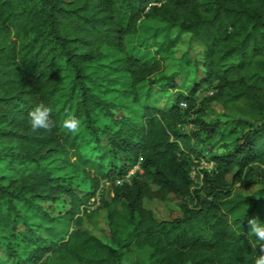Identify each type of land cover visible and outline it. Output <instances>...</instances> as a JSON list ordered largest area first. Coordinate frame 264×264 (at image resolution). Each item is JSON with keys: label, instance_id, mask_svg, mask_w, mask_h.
Segmentation results:
<instances>
[{"label": "trees", "instance_id": "obj_1", "mask_svg": "<svg viewBox=\"0 0 264 264\" xmlns=\"http://www.w3.org/2000/svg\"><path fill=\"white\" fill-rule=\"evenodd\" d=\"M146 16L205 47L204 76L166 109L147 88L160 63L125 46ZM203 88L212 92L206 101L253 124L232 153L212 158L194 206L157 220L145 199L191 195L195 152L178 127L202 112L203 102L194 109ZM41 103L54 126L33 131L28 114ZM68 116L80 120L78 133L61 126ZM198 121L216 133L217 123ZM0 142L9 145L0 151V229L12 231L19 219L27 228L20 237L14 230L13 241L0 235L9 264H39L49 253L70 264H254L260 249L249 220L264 222V188L255 196L231 188L264 164V0H0ZM101 181L113 193L104 203L110 244L84 230L79 215ZM63 194L71 229L38 242L21 205L43 219L36 202Z\"/></svg>", "mask_w": 264, "mask_h": 264}, {"label": "rangeland", "instance_id": "obj_2", "mask_svg": "<svg viewBox=\"0 0 264 264\" xmlns=\"http://www.w3.org/2000/svg\"><path fill=\"white\" fill-rule=\"evenodd\" d=\"M125 46L130 55L142 61L157 60L160 63L159 71L150 77L147 85L151 97L159 108L166 109L173 105L180 93L189 94L204 76V45L190 33L182 32L177 26L168 24L160 17H142L137 24L136 33L125 38ZM211 93V90L206 88L198 91L195 96L196 107L194 110L200 108V103L203 102L202 112L198 114L191 113L185 122L178 127L182 133L191 136L195 152L193 157L194 166L191 170L193 180L191 195L185 198L169 195L164 200L145 199L143 202L144 207L152 211L157 220L179 217L182 215L183 206H194L196 192L203 184V172L212 170V158L232 153L241 136L253 124L251 120L243 117L236 108L226 110L218 101H206ZM109 109L119 119L127 116L118 109L112 107H109ZM198 120L208 124L217 123L216 133L210 134L207 130H201ZM7 146L9 145L0 142V151L6 150ZM137 170H139V167H134L129 172L127 179L130 180ZM262 170H264V164L250 166L247 170L248 174L232 186V192L244 196L257 195L258 191L264 188V185L261 184L263 180ZM2 173L4 174V170ZM151 188L157 189L152 184ZM76 193L79 197L85 194L81 191ZM199 194L202 195V192ZM112 196L113 193L108 182L101 181L99 189L87 204L81 206L79 214L83 217L82 228L107 244L111 243V236L104 203L110 201ZM36 203L46 213V217L43 219L35 217L31 208L24 209L23 205L20 208L26 214L31 229L40 237L36 238L38 242H41V240L44 242L53 241L56 235L71 229L72 221L65 216L71 208L69 195L63 194L58 198ZM14 230L19 237L27 232L22 219L13 224L12 231H2L0 229V235L5 237L4 242L14 240ZM9 262V253L0 249V264H9ZM39 264L70 263L59 259L55 253H49Z\"/></svg>", "mask_w": 264, "mask_h": 264}, {"label": "clouds", "instance_id": "obj_3", "mask_svg": "<svg viewBox=\"0 0 264 264\" xmlns=\"http://www.w3.org/2000/svg\"><path fill=\"white\" fill-rule=\"evenodd\" d=\"M51 116L52 109L44 103L39 104L28 114L31 129L33 131L40 129L50 130L54 126ZM61 126L70 133H78L81 122L76 117L68 116L63 120ZM249 225L250 231L256 240V247L259 246L260 249L254 264H264V222H261L258 218H252L249 220Z\"/></svg>", "mask_w": 264, "mask_h": 264}, {"label": "built area", "instance_id": "obj_4", "mask_svg": "<svg viewBox=\"0 0 264 264\" xmlns=\"http://www.w3.org/2000/svg\"><path fill=\"white\" fill-rule=\"evenodd\" d=\"M181 107H186V104L185 103H181ZM211 164H213V162L211 163ZM213 168V167H212ZM126 178H128V176L126 177ZM128 180V179H127ZM117 183L118 184H120L121 182L120 181H117ZM97 197V196H96ZM93 201H94V199H92Z\"/></svg>", "mask_w": 264, "mask_h": 264}, {"label": "crops", "instance_id": "obj_5", "mask_svg": "<svg viewBox=\"0 0 264 264\" xmlns=\"http://www.w3.org/2000/svg\"><path fill=\"white\" fill-rule=\"evenodd\" d=\"M170 107V106H169Z\"/></svg>", "mask_w": 264, "mask_h": 264}]
</instances>
